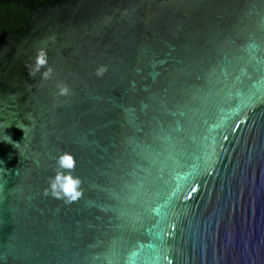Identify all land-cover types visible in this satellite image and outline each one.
<instances>
[{
  "label": "water",
  "instance_id": "obj_1",
  "mask_svg": "<svg viewBox=\"0 0 264 264\" xmlns=\"http://www.w3.org/2000/svg\"><path fill=\"white\" fill-rule=\"evenodd\" d=\"M0 264H264V0H56L0 39Z\"/></svg>",
  "mask_w": 264,
  "mask_h": 264
},
{
  "label": "clouds",
  "instance_id": "obj_2",
  "mask_svg": "<svg viewBox=\"0 0 264 264\" xmlns=\"http://www.w3.org/2000/svg\"><path fill=\"white\" fill-rule=\"evenodd\" d=\"M37 59L40 64L46 62L43 52L39 54ZM105 70L106 69H100V73L102 74ZM74 163V159L68 154L61 156L58 160V164L61 168H72ZM79 183V180L72 177L70 174L65 175L58 173L54 178H52L50 188L52 194L57 197L63 196L68 200H75L80 195V192L78 191Z\"/></svg>",
  "mask_w": 264,
  "mask_h": 264
},
{
  "label": "trees",
  "instance_id": "obj_3",
  "mask_svg": "<svg viewBox=\"0 0 264 264\" xmlns=\"http://www.w3.org/2000/svg\"><path fill=\"white\" fill-rule=\"evenodd\" d=\"M29 19V9L25 5H4L0 10V39L10 32L23 28Z\"/></svg>",
  "mask_w": 264,
  "mask_h": 264
},
{
  "label": "flooded vegetation",
  "instance_id": "obj_4",
  "mask_svg": "<svg viewBox=\"0 0 264 264\" xmlns=\"http://www.w3.org/2000/svg\"><path fill=\"white\" fill-rule=\"evenodd\" d=\"M56 0H0V10H2V4L4 5H15L19 6L20 4L25 5L29 9V16L31 12L41 8L42 6L50 5Z\"/></svg>",
  "mask_w": 264,
  "mask_h": 264
}]
</instances>
